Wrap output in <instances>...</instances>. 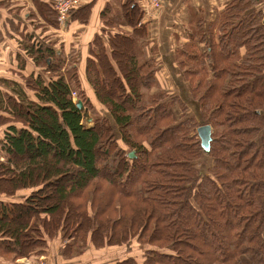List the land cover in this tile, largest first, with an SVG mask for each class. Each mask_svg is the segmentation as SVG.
I'll use <instances>...</instances> for the list:
<instances>
[{
	"label": "trees",
	"instance_id": "16d2710c",
	"mask_svg": "<svg viewBox=\"0 0 264 264\" xmlns=\"http://www.w3.org/2000/svg\"><path fill=\"white\" fill-rule=\"evenodd\" d=\"M31 1L54 29L85 25L92 8L76 4L60 25L54 0ZM145 10L121 0L106 23L117 32L89 43L91 96L75 47L64 70L60 37L20 42L23 59L0 78L1 264L35 262L55 239L66 260L131 245L140 259L113 264H264L263 1L198 15L174 47L199 120L165 85ZM206 125L208 142L197 133Z\"/></svg>",
	"mask_w": 264,
	"mask_h": 264
},
{
	"label": "crops",
	"instance_id": "0c3cea01",
	"mask_svg": "<svg viewBox=\"0 0 264 264\" xmlns=\"http://www.w3.org/2000/svg\"><path fill=\"white\" fill-rule=\"evenodd\" d=\"M262 1L264 7V0ZM140 3L142 6H146L144 21L149 22L147 31L157 47L158 58L166 74L165 85L171 93L179 95L175 82L168 71L169 68L173 69L175 76L183 84L181 76L174 66V47L186 41L198 15L205 22H210L217 13L224 10L228 0H164L161 7L155 10L149 6L150 0L149 4L147 0H140ZM79 4L80 6L92 4L87 23L84 25L74 21L69 29H54L43 22L31 0H0V78H9L11 69H17L15 57L23 59L20 49L21 41H25L27 37H37L36 39L48 45L52 40L49 38V34H52L61 38L62 57L65 62L64 70L67 69L68 62H70L68 55L70 46L76 48L75 66L78 76L85 92L93 95L85 78L88 46L95 36H102L107 43V34L104 36L103 33L117 32L114 26H107L106 23L120 15L121 0H79ZM127 31H131L130 28ZM53 51L55 54L61 53L58 46H55ZM46 62L50 63L51 60L48 58ZM2 87L0 86V95L4 94ZM102 110L105 114L104 109ZM49 245V256L47 254L41 256L40 259L43 261L32 264H82L79 263L80 261L76 262L74 260L76 258L63 259L61 243L58 241L51 240Z\"/></svg>",
	"mask_w": 264,
	"mask_h": 264
},
{
	"label": "rangeland",
	"instance_id": "374dc122",
	"mask_svg": "<svg viewBox=\"0 0 264 264\" xmlns=\"http://www.w3.org/2000/svg\"><path fill=\"white\" fill-rule=\"evenodd\" d=\"M70 64H71V62H68V66L66 68H68L70 66ZM168 71H169L171 77L173 78V80L175 82L179 97L185 103V105L188 106V108L190 109V113H193L195 118L197 120H199L200 117H199V109H198L197 103L190 97L188 92L185 90L184 85L175 76L174 70L169 68ZM10 80H12V78ZM82 112L84 113L83 115L85 118L84 123L87 122L86 125L90 126L91 125V118L89 117V114L86 112V110L84 108L82 109ZM87 119H90V122L87 121ZM1 159H2V157L0 156V160ZM55 240L58 241L57 239H55ZM49 246L47 249V255L48 256H49ZM54 252H56V250H54ZM127 256H132V257H135L137 259H140V254L135 251L134 246L128 245V246L123 247V248L105 249V250L100 251V252H95V251L93 252V250L89 248V249H86L85 251H83V253L81 255H79L78 257H76V259H74V260L76 262L80 261L79 263H82V264H113L116 261H119V260H121ZM27 261L34 263L30 259H27ZM39 261H43V260L38 258V260H36L35 262H39Z\"/></svg>",
	"mask_w": 264,
	"mask_h": 264
},
{
	"label": "built area",
	"instance_id": "2783aa9c",
	"mask_svg": "<svg viewBox=\"0 0 264 264\" xmlns=\"http://www.w3.org/2000/svg\"><path fill=\"white\" fill-rule=\"evenodd\" d=\"M164 0H150V6L154 9H159L163 4ZM79 3V0H54V10L57 14V19L60 25H63L67 22L69 11L73 8L76 4ZM71 98L75 103H78L79 100L75 93H71ZM90 122V120H87ZM1 264V263H0ZM7 264V263H2ZM14 264H32L28 262L26 258L17 260Z\"/></svg>",
	"mask_w": 264,
	"mask_h": 264
},
{
	"label": "water",
	"instance_id": "95a60500",
	"mask_svg": "<svg viewBox=\"0 0 264 264\" xmlns=\"http://www.w3.org/2000/svg\"><path fill=\"white\" fill-rule=\"evenodd\" d=\"M77 108L82 111L83 106H82L81 101H79L77 103ZM197 133H198V136L200 138H202L205 142H208L209 139H210V134H211L210 126L206 125V126L199 127L198 130H197ZM205 149L207 150L206 146H205ZM129 157L132 158L133 157V153H130Z\"/></svg>",
	"mask_w": 264,
	"mask_h": 264
}]
</instances>
